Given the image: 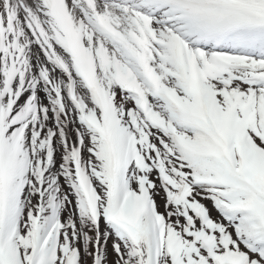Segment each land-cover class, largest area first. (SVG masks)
<instances>
[{
	"label": "snow or ice",
	"instance_id": "obj_1",
	"mask_svg": "<svg viewBox=\"0 0 264 264\" xmlns=\"http://www.w3.org/2000/svg\"><path fill=\"white\" fill-rule=\"evenodd\" d=\"M0 264H264V0H0Z\"/></svg>",
	"mask_w": 264,
	"mask_h": 264
}]
</instances>
